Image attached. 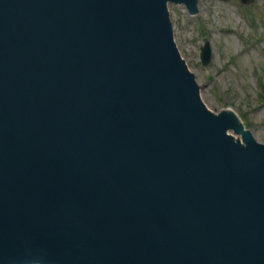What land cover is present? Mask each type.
<instances>
[{
	"label": "water",
	"instance_id": "1",
	"mask_svg": "<svg viewBox=\"0 0 264 264\" xmlns=\"http://www.w3.org/2000/svg\"><path fill=\"white\" fill-rule=\"evenodd\" d=\"M168 1L0 0V264H264V140Z\"/></svg>",
	"mask_w": 264,
	"mask_h": 264
},
{
	"label": "rangeland",
	"instance_id": "2",
	"mask_svg": "<svg viewBox=\"0 0 264 264\" xmlns=\"http://www.w3.org/2000/svg\"><path fill=\"white\" fill-rule=\"evenodd\" d=\"M168 4L175 40L212 111L241 112L253 136L264 140V0H197ZM212 46L204 65L201 46Z\"/></svg>",
	"mask_w": 264,
	"mask_h": 264
},
{
	"label": "bare ground",
	"instance_id": "3",
	"mask_svg": "<svg viewBox=\"0 0 264 264\" xmlns=\"http://www.w3.org/2000/svg\"><path fill=\"white\" fill-rule=\"evenodd\" d=\"M171 18V17H170ZM171 22H172V20H171ZM227 108H229V109H232V110H235L234 108H232V107H227ZM236 111V110H235ZM246 127V126H245ZM249 132H250V130L248 129V128H246ZM251 133V132H250Z\"/></svg>",
	"mask_w": 264,
	"mask_h": 264
}]
</instances>
